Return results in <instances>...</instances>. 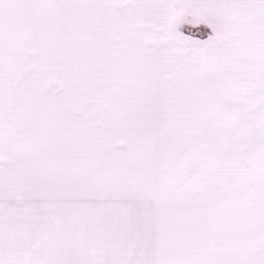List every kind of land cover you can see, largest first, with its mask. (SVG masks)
I'll use <instances>...</instances> for the list:
<instances>
[{"label":"snow or ice","instance_id":"1","mask_svg":"<svg viewBox=\"0 0 264 264\" xmlns=\"http://www.w3.org/2000/svg\"><path fill=\"white\" fill-rule=\"evenodd\" d=\"M0 264H264V0H0Z\"/></svg>","mask_w":264,"mask_h":264}]
</instances>
